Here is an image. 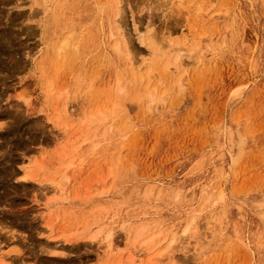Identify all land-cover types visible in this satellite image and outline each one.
I'll list each match as a JSON object with an SVG mask.
<instances>
[{
  "label": "rangeland",
  "instance_id": "rangeland-1",
  "mask_svg": "<svg viewBox=\"0 0 264 264\" xmlns=\"http://www.w3.org/2000/svg\"><path fill=\"white\" fill-rule=\"evenodd\" d=\"M56 1L0 0V264H264V0Z\"/></svg>",
  "mask_w": 264,
  "mask_h": 264
},
{
  "label": "bare ground",
  "instance_id": "bare-ground-1",
  "mask_svg": "<svg viewBox=\"0 0 264 264\" xmlns=\"http://www.w3.org/2000/svg\"><path fill=\"white\" fill-rule=\"evenodd\" d=\"M38 1H39V0H38ZM42 1H43V0H42ZM57 1H58V0H57ZM57 1H56V2H57ZM64 1H65V0H64ZM58 2L61 3L60 1H58ZM39 3H40V2H39ZM43 3H44L45 5L43 4V5H44V7H43L44 9H43V10H44V11L42 10V12H48L47 10L49 9V7H48V4L46 3V0H45V2H43ZM63 3H64V2H63ZM58 11H59V8L57 9V12H58ZM55 12H56V10H55ZM55 12H54V14H55ZM57 12H56V13H57ZM36 13H38V12H36ZM59 13H60V11H59ZM117 13H118V12H117ZM57 15H58V14H57ZM62 16H63V15H62ZM62 16H60V17H62ZM58 17H59V16H58ZM58 17H57V18H58ZM60 17H59V18H60ZM57 18H56V19H57ZM58 20H60V19H58ZM54 21H55V20H54ZM65 21H66V20H65ZM55 27H56V26H55ZM68 27H69V26H68ZM64 28H65V27H64ZM48 29H49V28H48ZM69 29H71V28H69ZM72 29H73V28H72ZM46 30H47V29H46ZM60 30H62V29H60ZM65 30H66V29H65ZM44 31H45V29H44ZM56 31H57V29H56ZM62 31H63V30H62ZM117 31H118V30H117ZM71 32H73V30H72ZM66 34H67V33H66ZM69 35H71V34H69ZM119 35H120V34H119ZM141 35H142V34H141ZM113 36H115V39H116V36H117V35L113 34ZM120 36H123V35H120ZM62 38H63V37H62ZM66 38H67V37H66ZM68 38H69V37H68ZM68 38H67V39L63 38L64 40H62L61 44L58 43V44L60 45V46L58 47V48H59L58 51H60L61 48H63V47H67V45H69V43H68V42H69V41H68ZM123 39H125V37H123ZM123 39H122V41H123ZM119 40H120V39H119ZM119 40H115V42H114V44H115L114 47H115V49L117 48L116 51L119 50V44H118V43H119ZM116 41H117V42H116ZM124 41H126V40H124ZM158 42H160V41H158ZM56 43H57V42H56ZM123 43H124V42H123ZM127 46H128V44H127V42H126V43H125V47H127ZM161 46H162V45H161ZM126 49H127V48H126ZM163 49H165V48L163 47ZM61 50H62V49H61ZM159 50H160V49H159ZM159 50H158V52H159ZM53 51H55V50H53ZM119 51H121V50H119ZM57 53H58V52H57ZM121 53H122V52H121ZM160 54H161V53H159L158 55H160ZM162 55H163V53H162ZM177 56H178V61L181 63L180 55L178 54ZM182 59H183V58H182ZM199 59L201 60V58H199ZM200 60H199V62L197 61L198 64L201 62ZM182 61H183V60H182ZM180 63H179V64H180ZM195 63H196V62H195ZM135 64H136L135 61L130 62V65H132V66H134ZM149 67H150V66H149ZM166 67H167V66H166ZM135 68H137V66H135ZM148 69H150V68H148ZM167 70H168V69H167ZM150 71H151V72H150ZM150 71L147 70V73L149 72L147 75H149V76L151 77L150 74L152 73L153 70L151 69ZM153 72H154V71H153ZM152 74H153V73H152ZM154 74H155V73H154ZM149 76H147V77L150 78ZM145 78H146V76H145ZM143 79H144V78H143ZM151 80H152V77H151ZM149 82H150V80H149ZM148 85H149V84H148ZM154 88H155V87H154ZM155 89H156V88H155ZM155 89H149V90H150L149 93H150L151 95H153L154 92H156ZM150 94H149V96H150ZM152 97L154 98V96H151V98H152ZM153 98H152V99H153ZM164 100H165V98H164ZM34 176H35V175H34ZM25 178H27V177H25ZM33 178H34V177H33ZM35 178H36V177H35ZM57 187H58V186H57ZM148 193H149V192H148ZM146 196H147V195H146ZM136 217H137V216H136ZM193 219H194V218H193ZM194 220H195V219H194ZM189 223H190V225H191V222H189ZM189 223H188V225L186 226V228L182 231V233H183L182 235H184L185 237L189 234V231H190V225H189ZM192 223H193V222H192ZM195 225H196V223H195ZM191 227H192V226H191ZM110 232H111V231H110ZM192 232H193V229H192ZM194 232H195V231H194ZM101 233H102V232H101ZM101 233H100V234H101ZM111 233H112V232H111ZM112 234H113V233H112ZM112 234H110V235H112ZM182 235H181V236H182ZM96 236H97V235H96ZM106 237H109V236H106ZM187 237H188V236H187ZM94 238H95V236H94ZM174 238H175V236H174ZM183 239H184V238H183ZM107 240L109 241L110 238L107 239ZM176 240H177V239H176ZM110 241H111V240H110ZM172 241H173V240H172ZM172 241H171V243H172ZM174 241H175V240H174ZM174 241H173V243H174ZM183 241H184V240H183ZM185 241H186V240H185ZM175 242H176V241H175ZM107 244H109V242H108ZM109 245H110V244H109ZM168 246H169V245H168ZM166 248H167V247H166ZM166 248H165L166 251H167V249H169V248L172 249L170 246H169V248H167V249H166ZM199 248H200V247L197 248V251L199 252V254L196 253L198 256H200V254H201V248H200V249H199ZM170 249H169V250H170ZM166 251H165L164 254L167 253ZM170 252H171V250H170ZM162 253H163V252H162ZM194 254H195V253H194ZM195 256H196V255H195ZM169 257H170V256H169ZM193 257H194V256H193ZM176 259L178 260L179 258H176ZM196 260H197V259H196ZM173 261H174V260H173ZM192 261H193V260H192ZM176 262H177V261H176ZM172 264H175V263H172Z\"/></svg>",
  "mask_w": 264,
  "mask_h": 264
}]
</instances>
